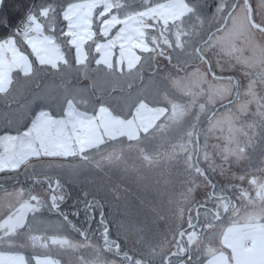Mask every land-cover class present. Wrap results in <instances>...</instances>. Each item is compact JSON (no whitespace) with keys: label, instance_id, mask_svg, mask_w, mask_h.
<instances>
[{"label":"snow or ice","instance_id":"obj_1","mask_svg":"<svg viewBox=\"0 0 264 264\" xmlns=\"http://www.w3.org/2000/svg\"><path fill=\"white\" fill-rule=\"evenodd\" d=\"M22 8L0 0V173L38 163L23 184H0V264H215L221 245L208 241L241 222L236 201L264 205V159L256 171L234 170L252 163L236 134L251 101L231 107L242 89L255 96L264 84V0ZM259 115L264 127V108ZM226 129L223 144H209ZM125 140L138 152L144 145L149 163L157 143L176 158L156 199L139 206L89 163L109 142L123 155ZM69 184L80 188L75 199ZM102 192L117 202L111 218Z\"/></svg>","mask_w":264,"mask_h":264},{"label":"rangeland","instance_id":"obj_2","mask_svg":"<svg viewBox=\"0 0 264 264\" xmlns=\"http://www.w3.org/2000/svg\"><path fill=\"white\" fill-rule=\"evenodd\" d=\"M211 0H209L210 2ZM152 24V21L148 22ZM148 28L145 29L147 35ZM150 36V34H149ZM150 42V40H149ZM124 47H128L125 43ZM239 75V73H237ZM244 80V77L241 76ZM255 96L244 93L241 90L240 97H234V103L231 105L232 110L236 111V107L239 104L246 103L248 100L251 101L250 107L252 112L248 114L246 118L242 117L241 121H237V129H242V131H237V135L241 141V146L247 144L249 149V154L252 157V163L242 162L241 167H235L234 170L237 172H253L261 167V160L264 159V127H260L259 123L262 118L259 115L261 108H264V84L258 85L256 88L252 89ZM227 102V101H225ZM253 113L256 115L254 116ZM253 120L257 121L256 125L249 127ZM206 127V126H205ZM227 135V129L224 133L215 132L209 133L210 139L209 144L215 145L217 143L223 144V139H217V137ZM144 145L139 146V152L137 151L136 145H132L129 148V142L124 141L123 144V155H121L119 143L110 142L103 148L90 153V165L100 164L104 166L105 171L113 175V180L111 183H116L117 180L120 182V194L122 198H126L128 201L134 202L139 206L140 199L153 200L156 199L157 189H163L164 184L167 180V175L177 169H175L176 158L172 155L173 149L166 147L163 143H157L154 146H150L148 151L150 153V160L146 161L141 158V153L143 152ZM111 156L112 160L109 161L108 157ZM53 163H61L65 161H52ZM38 163L34 160H28L24 163L23 168L19 176L20 182L24 183V169H31L34 164ZM74 164H81L83 161L74 160ZM111 165V167H109ZM119 167L121 171H126L131 174V179H120L118 175L113 172V168ZM7 174V173H6ZM16 174V173H12ZM259 177L260 173L256 172ZM98 186L104 188V186L109 183L106 176L99 175ZM14 176H0V184H8L11 186L14 183L12 179ZM219 179V178H218ZM133 181H138L133 182ZM248 187L247 184L244 185ZM73 194V199L77 198L80 194V188L74 185H67ZM84 187L88 188L90 191L94 189L93 185L84 184ZM125 188L127 191H125ZM102 198L106 200L109 204L107 209L109 218L115 212V206L117 202L112 201L111 195ZM256 196V193H253ZM122 203V201L120 202ZM236 203L240 205L238 213L241 217V222L234 226L232 231L226 233L222 240H220L221 251H219L215 257V264H264V205L261 204L259 199H254L250 202L237 200ZM71 204V201H69ZM99 216V213H97ZM115 231V226H113ZM249 241V246H246V242ZM209 244L216 245L218 238L216 240L208 241ZM228 253V254H227ZM229 253H231V261L229 260Z\"/></svg>","mask_w":264,"mask_h":264},{"label":"trees","instance_id":"obj_3","mask_svg":"<svg viewBox=\"0 0 264 264\" xmlns=\"http://www.w3.org/2000/svg\"><path fill=\"white\" fill-rule=\"evenodd\" d=\"M10 5H15V6H19V5H23V8L21 9V12H23L24 10H26L28 7H30L32 4H36V5H40V4H52V3H61V2H66V0H9ZM122 3H126V4H130L133 6L138 7L140 4V0H121ZM211 2V1H210ZM11 14L15 15V10L14 8L11 9ZM152 33V29L148 28L147 31V35ZM91 51V48L89 49ZM0 108H2V105H0ZM110 143V142H109ZM106 145H101L100 148L98 149H93L92 152H95L101 148H103ZM22 173H16V174H12V173H0L1 175H6V176H20ZM264 222V218L262 220Z\"/></svg>","mask_w":264,"mask_h":264},{"label":"crops","instance_id":"obj_4","mask_svg":"<svg viewBox=\"0 0 264 264\" xmlns=\"http://www.w3.org/2000/svg\"><path fill=\"white\" fill-rule=\"evenodd\" d=\"M220 240H221V239L218 238V242H219V244H220ZM245 245H246V246H249V245H250V244H249V241H247ZM221 250H222V249H221ZM221 250H220V251H221ZM227 254H228V253H227Z\"/></svg>","mask_w":264,"mask_h":264},{"label":"water","instance_id":"obj_5","mask_svg":"<svg viewBox=\"0 0 264 264\" xmlns=\"http://www.w3.org/2000/svg\"><path fill=\"white\" fill-rule=\"evenodd\" d=\"M225 103H227V102H225Z\"/></svg>","mask_w":264,"mask_h":264}]
</instances>
